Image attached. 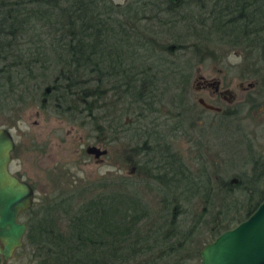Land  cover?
<instances>
[{
  "label": "trees",
  "instance_id": "1",
  "mask_svg": "<svg viewBox=\"0 0 264 264\" xmlns=\"http://www.w3.org/2000/svg\"><path fill=\"white\" fill-rule=\"evenodd\" d=\"M233 50L243 58L241 78L261 84L264 0H0V118L32 104L90 125L97 137L136 142L134 164L160 202L152 209L139 179L118 177L83 181L33 203L22 244L32 262L190 264L203 245L253 212L264 198V155L259 126L247 132L242 112L244 104H260V90L218 121L225 160L212 172L215 160L200 152L211 151V142L199 144L193 171L168 140H205L206 129L182 118L203 112L186 98L191 61Z\"/></svg>",
  "mask_w": 264,
  "mask_h": 264
},
{
  "label": "rangeland",
  "instance_id": "2",
  "mask_svg": "<svg viewBox=\"0 0 264 264\" xmlns=\"http://www.w3.org/2000/svg\"><path fill=\"white\" fill-rule=\"evenodd\" d=\"M128 1L113 0L114 3L122 5ZM225 53L217 59L207 60L204 63L191 61L193 63L192 76L186 91L188 101L197 103L198 98H203L207 103L226 109L242 103L251 95L250 93H253V96L257 94L259 96L258 90L262 88L259 81L254 78L243 79L240 77V74L245 70L244 65H241L243 61L241 53L236 50ZM180 56H182V52ZM187 58L188 56L183 57L182 61ZM201 79L208 81L220 80L221 91H231L235 96L234 100L231 102L222 100L212 94V89L209 88L198 89L197 85ZM249 83L252 86L248 88ZM171 98L167 96L165 100L170 101ZM259 105H256L257 107L255 106L254 109H250L251 105H244L242 115L245 117L243 123L247 132L257 129L256 127L260 126V122L264 120V110H261ZM161 107L164 111L169 105L165 101ZM258 108L260 111H258ZM102 109H104V106ZM200 114L199 117L197 112L196 114L186 113L182 118L186 122H188L187 119L194 118L195 121L193 120V122L197 126L206 129V134H208L202 135V139L205 140L193 139L190 141L183 135L168 140L171 147L178 151L183 161L192 163L193 171L199 168L195 163L196 155H199L196 154V151L198 152L201 148L199 144L205 147L206 142H211V151H207L205 147L201 148L202 151L200 150V152L205 159L215 160V165L210 164L208 167L209 172H212L213 167L218 166L217 164H223V160H225V158L222 159L219 156L221 143V138H218L220 137L218 135L219 122L211 111L205 110ZM15 115L17 114H6L0 118L3 127L6 126L11 130L15 143L9 168L13 174L32 185L35 192L34 203L41 201L47 203L58 192L72 189L83 181L94 182L104 179L108 181L111 178V180L117 182L118 177H129L131 181L139 179L140 185L138 186H141L142 191L147 193L150 207L152 209L159 208L160 202L155 198L157 197L156 192L154 193L144 187L143 179L146 176L144 170L139 169L134 164L138 159L135 153L136 142L124 138L114 139L113 137V139H109L110 134L97 137L90 129V125L80 126L50 111H43L32 104H28L18 117ZM212 129L214 132L211 134ZM190 132L197 135L198 129L195 127ZM259 133L257 144L262 145L264 144V134L262 136V132L259 131ZM107 140L110 142L107 143ZM92 146L105 152L99 153V155L89 153L88 149ZM147 149V147H142L143 153L141 156H144ZM239 155H235L237 157L234 161L237 163L242 161L243 153L242 156ZM194 203L198 204L199 208L202 206L200 200ZM29 216L30 213L24 211L19 215V220L25 222ZM188 217L189 220H185L186 222L183 224H191L192 217ZM196 235H198V241L200 240L201 245H203V242L207 239L205 238L206 235L201 230ZM196 235L191 243L193 248L197 247L198 244ZM32 259L29 246H22L14 251L5 264H35ZM200 262V257L195 256L190 264H200ZM0 264H2L1 259Z\"/></svg>",
  "mask_w": 264,
  "mask_h": 264
},
{
  "label": "water",
  "instance_id": "3",
  "mask_svg": "<svg viewBox=\"0 0 264 264\" xmlns=\"http://www.w3.org/2000/svg\"><path fill=\"white\" fill-rule=\"evenodd\" d=\"M250 85H252L250 83ZM206 109L220 108L198 98ZM14 138L11 130L0 127V256L2 264L22 247L27 225L19 215L32 207L35 192L30 183L13 174L9 168ZM89 153L99 155L104 150L92 146ZM200 264H264V198L247 216L231 228L203 245L199 251Z\"/></svg>",
  "mask_w": 264,
  "mask_h": 264
},
{
  "label": "flooded vegetation",
  "instance_id": "4",
  "mask_svg": "<svg viewBox=\"0 0 264 264\" xmlns=\"http://www.w3.org/2000/svg\"><path fill=\"white\" fill-rule=\"evenodd\" d=\"M242 74H240V77H241ZM246 78H249V77H246ZM246 78H243V79H246ZM256 83V82H255ZM258 83V82H257ZM262 85H261V90H260V94H261V99H260V105H259V108L261 107V110H264V81L260 82ZM252 85H248V88L251 87ZM197 88L198 89H205V88H209V89H212V94L216 95L218 98L222 99V100H227L229 102H231L232 100H234L235 96L231 93V91L229 90H223L221 91V81L218 80V79H214V80H204V79H201L199 82H198V85H197ZM230 92V93H229ZM251 95L247 97V99H245L244 101H242V103L248 101V99L252 98V94L253 93H250ZM203 99V98H202ZM204 100V99H203ZM205 101V100H204ZM206 102V101H205ZM207 103V102H206ZM199 104V103H198ZM210 104V103H208ZM241 103H238L236 105H234L233 107H229V108H226V109H222L221 107L217 106L220 108V111H214V110H209V109H206L204 106H202L201 104H199L201 106V108L203 109V111L207 110V111H211L212 113H214L216 119H218V121L220 119H223L225 118L224 115L229 112V113H233L235 111V108H238L237 105H240ZM213 105V104H211ZM245 105V104H244ZM215 106V105H214ZM248 106V105H247ZM254 105H251L250 107H253ZM234 108V110H229V109H232ZM258 108V109H259ZM251 109V108H250ZM260 111V109L258 110ZM257 112V111H256ZM259 130L262 132V136L264 134V120H262L260 122V126H259ZM261 152L262 154L264 155V144L261 145ZM0 259H1V256H0ZM1 262H2V259H1Z\"/></svg>",
  "mask_w": 264,
  "mask_h": 264
}]
</instances>
